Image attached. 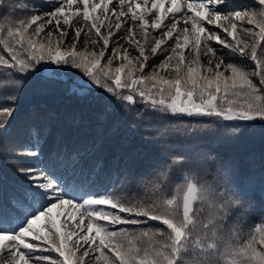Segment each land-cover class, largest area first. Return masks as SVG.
I'll return each mask as SVG.
<instances>
[{
	"label": "snow or ice",
	"instance_id": "1",
	"mask_svg": "<svg viewBox=\"0 0 264 264\" xmlns=\"http://www.w3.org/2000/svg\"><path fill=\"white\" fill-rule=\"evenodd\" d=\"M254 2L258 11L242 12L230 0H56L54 10L43 15L0 23V68L10 74L0 76L10 81L13 104L22 84L41 93L58 86L79 98L102 90L129 113L138 97L145 110L199 121L171 125L174 131L246 132L250 124L264 122V0ZM17 10L29 11L24 4ZM129 20L122 39L138 55L132 57L117 42L106 56L114 31ZM81 21L84 26L76 27ZM245 21L252 27H242ZM134 28L143 43L135 39ZM149 29L158 30L159 37H151ZM82 33L90 37L84 50L79 49ZM213 41L248 57L253 69L225 63ZM98 44V50H88ZM149 46L152 56L165 54V59L145 75ZM70 70L77 75L70 76ZM20 74L23 79H15ZM14 111L0 107V138L7 136ZM142 116L143 111L137 113ZM49 131L30 126L28 139L8 153L16 158L20 178L7 197L0 196V264H90L86 257L94 264H264V215L262 222L248 225L250 230L240 216L233 221L240 196L223 188L222 177L205 179L188 152L173 155L167 169L142 182L149 198H128L117 189L125 168L117 164L105 171L99 159L85 164L90 148L46 154ZM172 166L178 169L175 176ZM153 221L162 227H146ZM44 251L49 255L36 256Z\"/></svg>",
	"mask_w": 264,
	"mask_h": 264
},
{
	"label": "trees",
	"instance_id": "2",
	"mask_svg": "<svg viewBox=\"0 0 264 264\" xmlns=\"http://www.w3.org/2000/svg\"><path fill=\"white\" fill-rule=\"evenodd\" d=\"M21 4L26 5L29 11H18ZM55 4L56 0H3V7L0 8V23H6L5 18L15 21L30 14L43 15L44 12L54 10ZM230 4L237 11H258V3L254 0H230ZM117 10L119 11L118 8ZM109 15L114 21L115 17ZM83 26V21L76 25V27ZM128 26H131L130 20L119 31H114L106 56L111 54V47L117 42L123 45V48H127L132 57L138 55V51L122 39ZM183 26L181 21L178 27ZM205 27L210 31L219 30L213 25L205 24ZM242 27L252 26L245 21ZM47 30H52V26L50 25ZM254 30L258 31V29ZM101 31L107 34L106 27H102ZM133 31L136 33L135 39L143 43V37L138 30L134 28ZM149 32L151 37H159L158 30L149 29ZM72 35V30H69L68 38L71 39ZM88 39L90 37L82 33L80 50H84V42ZM228 39L231 41V38ZM211 43L217 49V55L225 57V63H236L246 71L253 69L248 57H238L216 42ZM99 46L98 44L95 49L89 46L88 50H98ZM123 48L120 50L123 51ZM185 54L189 55L188 50H185ZM146 55L149 56V60L144 69L145 75L165 59V54L152 56L150 46L146 48ZM207 59L208 57L201 56L202 63L206 64ZM118 63L119 61H115L113 67ZM0 73L10 75L2 68ZM24 75L20 74L15 79L21 80ZM69 75H77L76 70H70ZM9 84L8 79L0 76V107L15 108L13 115L8 119L7 136L0 138L4 152L0 155V176L4 178L0 187V196L7 197L12 183L20 178L15 168L16 158L8 153L28 139V130L30 126L35 125L50 130L44 145L46 154L51 151H62L65 147L69 152L73 149L90 148L91 152L84 158L85 164H92L99 159L103 161L105 171L114 169L117 164L125 168L126 178L122 184L117 185V189L128 198H149L151 193L142 182L152 180L155 173L167 169L173 155L188 152L193 160L192 167L200 170L205 179L222 177L220 183L223 188L231 189L233 195L240 196L242 206L233 213V221L240 216V224L245 230H250L248 225L252 222H262L259 218L264 215V122L257 121L250 124L248 131L235 135L210 131L188 134L187 129L174 131L170 126L180 125L182 122L195 124L199 122L196 118L183 117L177 120L150 109L145 110V105L139 102L138 97L137 104L129 113L125 111L124 103L110 102V94L102 90L79 98L67 95L58 86L50 87L43 93L37 92L29 83L27 86L23 84L20 86L18 98L13 104L8 99L12 94ZM142 111L143 116L137 118V113ZM22 159L26 163H33L30 158ZM177 171V166H172L173 176ZM174 191L175 188L172 186L170 192L174 194ZM196 206L199 207L198 204ZM129 227L136 228V226ZM146 227L156 229L162 225L153 221ZM41 254L49 255L44 251L37 252L36 256ZM50 255L54 259L58 257L56 253ZM85 259L90 264H94L92 257Z\"/></svg>",
	"mask_w": 264,
	"mask_h": 264
},
{
	"label": "rangeland",
	"instance_id": "3",
	"mask_svg": "<svg viewBox=\"0 0 264 264\" xmlns=\"http://www.w3.org/2000/svg\"><path fill=\"white\" fill-rule=\"evenodd\" d=\"M117 8L119 9V7L117 6Z\"/></svg>",
	"mask_w": 264,
	"mask_h": 264
}]
</instances>
